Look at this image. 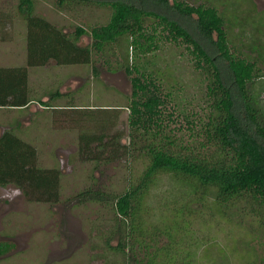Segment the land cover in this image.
I'll list each match as a JSON object with an SVG mask.
<instances>
[{
	"label": "trees",
	"instance_id": "obj_1",
	"mask_svg": "<svg viewBox=\"0 0 264 264\" xmlns=\"http://www.w3.org/2000/svg\"><path fill=\"white\" fill-rule=\"evenodd\" d=\"M151 3L170 7V0H56L58 10L89 4L111 9L106 24L95 26L90 32L77 27L74 34H69L37 15L35 0H20L17 11L26 25L27 61L25 66L0 67V108H24L32 101L38 102L29 87L30 68L45 67L51 61L58 66L95 65L94 54L104 55L108 48L117 46L122 56L118 67L132 84L128 107L130 135L124 149L130 156L136 152L147 156L149 164L139 181L121 194H106L95 185L77 198L81 203L101 204L104 212L112 213L108 236L101 237V258L110 252L121 254V264H192L185 258L177 260L174 222H169L172 227L167 226L163 222L165 216L181 215L175 222L180 231L185 226L191 228L194 220L201 217L212 221L214 227L225 219L227 224L236 226L250 217L254 220L253 229L264 231V106L261 96L256 94V80L264 74L256 69L259 57L250 61L249 57L240 58L231 52L227 33L230 26L216 8L190 6L176 0L172 5L182 16L195 20L198 32L217 48L218 55L214 56L179 21L152 10ZM148 22L162 26L169 33L166 38L181 40L193 55L196 68L205 75L208 114L200 123L205 141L197 150L177 144L166 131L165 120L172 115L167 117L163 110L166 102L158 80L161 70H154L156 60H148H154L155 53L161 50L163 37L158 35L157 28L150 32ZM84 35L92 37L91 45L79 44ZM220 59L227 62L235 89L225 81ZM106 68L116 71L109 63ZM94 71L98 76L96 65ZM234 90L241 97L239 108L235 106ZM56 96L70 97L60 92ZM72 110L74 114L80 112L83 127H92L78 130L83 155L90 158L94 153L91 148H111L114 138L119 139L117 143L123 140L122 134L111 133L120 109L82 106ZM69 116L65 115L67 120ZM95 125L97 129L93 130ZM93 140L95 147L90 145ZM37 153L36 147L6 130L0 137V187L14 185L24 192L28 202L55 203L59 201L61 171L39 168ZM98 169L96 165L94 172ZM159 176L169 178L174 193L182 201L186 196L187 205L176 211H170L167 205L162 210L158 204L161 211L154 206L155 201L149 196ZM197 203L206 211L190 209L191 204Z\"/></svg>",
	"mask_w": 264,
	"mask_h": 264
},
{
	"label": "rangeland",
	"instance_id": "obj_2",
	"mask_svg": "<svg viewBox=\"0 0 264 264\" xmlns=\"http://www.w3.org/2000/svg\"><path fill=\"white\" fill-rule=\"evenodd\" d=\"M19 1L0 0V17L3 18L0 20V67L26 65V25L17 11ZM176 1L190 6L216 8L230 26L227 33L231 40V52L240 58L249 57L250 61L259 57L256 69L264 74V0ZM173 4L174 0H170V7L155 3H151L150 7L179 21L212 55L217 56V48L198 32L195 20L175 11ZM55 5L56 0H35V13L64 28L69 34H74L77 27L90 32L95 26L106 24L111 16V9L105 6L89 4L82 8L77 6L58 10ZM147 24L150 32L157 28L158 35L163 37L161 50L155 53L154 60H148H156L157 67H152L155 71L161 70L158 80L162 83L161 96L166 102L163 110L167 117L172 115L170 120H165L166 131L177 144L197 150L205 141L200 123L206 120L208 114L205 75L196 68L193 55L181 40L175 42L168 39L169 33L162 26H153L152 22ZM213 38L215 40L216 35ZM92 41L90 35H84L80 37L79 44L88 46ZM93 60L98 68V76L94 73L95 65L58 66L51 61L48 67L36 68L35 77L46 84L47 92L53 91L52 94H55L61 88L65 94L74 93V103L79 106L120 109L111 133L122 134L121 143L114 138L111 148L97 149L94 140L90 141L95 148H91L94 153L89 158L80 153L82 146L78 130L92 127L82 126L84 121L80 112L72 114L76 118L73 124L67 121L63 123L62 130H58L52 126L48 115L40 113L34 117L21 109L0 108V137L6 130L21 137L38 150L39 168H57L61 171L59 201L55 203L28 202L24 192L14 185L0 187V264H121L119 253L108 252L104 254L105 257L99 256L103 253L101 249L104 244L101 237L107 235L112 213L104 212L101 204L81 203L77 197L81 192L96 187L106 191V194L123 193L139 181L149 160L139 152L130 156L124 149L130 135L128 107L132 84L130 77L118 67L119 61H122L118 47L108 48L104 55L94 54ZM105 63L116 68V71L109 72ZM219 64L225 81L235 89L227 62L220 59ZM37 81L34 83L39 85ZM30 84L33 85V82L30 81ZM41 93L40 90L38 95L34 93L33 96L41 98ZM256 94L261 96L264 106V76L256 80ZM234 96L235 106L239 108L241 97L236 95V91ZM97 114L94 117L98 122ZM96 129L95 125L93 130ZM201 151L206 153L205 150ZM96 165L99 169L94 172ZM172 188L167 176H159L149 196L152 195L155 207L159 204L164 210L167 205L170 211H176L186 204V196L182 201ZM191 205L190 209H207L201 208L198 203ZM157 209L161 211L160 207ZM180 216L169 219L165 216L167 221L165 218L163 221L167 226L174 225V238L178 243L175 247L177 260L185 258L193 261L192 264H262L264 231L254 230V220L250 217L243 224L236 223V226L227 224L225 219L215 227L212 221L201 217L194 220L196 223L191 224V228L185 226L182 232L176 230L175 225ZM169 222L174 224L170 225Z\"/></svg>",
	"mask_w": 264,
	"mask_h": 264
},
{
	"label": "crops",
	"instance_id": "obj_3",
	"mask_svg": "<svg viewBox=\"0 0 264 264\" xmlns=\"http://www.w3.org/2000/svg\"><path fill=\"white\" fill-rule=\"evenodd\" d=\"M34 72L37 73L36 68H30L29 69L30 91H31V94L33 96L34 93H36V95H38L40 90H41L42 97L41 98H35L33 96V99L38 100V102L32 101L31 104H29L28 106H26L24 108H12V109H21V111L30 112L29 116L33 115L34 117L36 115L37 116L40 115V113L43 114L44 116L48 115L50 117L51 122H52V126H54V128L55 127L58 128V130H62L61 127H64L63 123H67V121H68V123H73V121H74V118L72 116V114H74L73 113L74 111L72 109H77V108L80 109L82 106H79L80 104L74 103L76 101L74 93H71L69 95L70 96L69 98H64V97L56 96L57 92H55V94H52L53 91L47 92L46 84L40 83V81L37 79V77H35L36 74ZM35 80L36 81L38 80L36 83L39 85H36L34 83ZM30 81L33 82V85L30 84ZM39 86H41V87H39ZM59 92L61 94H65V93L61 92V88H60ZM71 106H72V109H71ZM33 110H34V114L32 113ZM66 114L70 115L68 120L65 117Z\"/></svg>",
	"mask_w": 264,
	"mask_h": 264
}]
</instances>
